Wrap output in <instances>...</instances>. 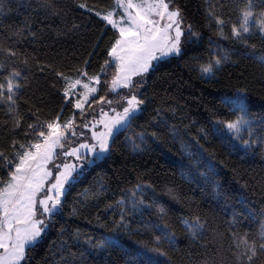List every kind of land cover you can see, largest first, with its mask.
Returning a JSON list of instances; mask_svg holds the SVG:
<instances>
[{
	"label": "trees",
	"instance_id": "16d2710c",
	"mask_svg": "<svg viewBox=\"0 0 264 264\" xmlns=\"http://www.w3.org/2000/svg\"><path fill=\"white\" fill-rule=\"evenodd\" d=\"M252 2L254 11L264 9L261 0ZM41 3L42 0H0V62L5 65L0 70V82L6 85L5 77L15 68L21 72L19 82L23 85L17 101L16 118L21 121L17 132L10 131L13 117L7 114V106H0V151L10 160L13 159L12 140L19 143L34 140L33 136L27 139L23 136L28 130L27 125L36 123L34 113L43 122L54 119L62 108V120L72 117L75 111L77 139H81L80 114L71 105L63 106L64 81L56 74L75 78L76 69H84L85 61L91 64L87 69L89 74H95L107 59L106 49L118 35L95 15L115 8V0H49L52 7H41ZM245 3L246 0H174L171 6L180 7L184 24H192L198 38L185 35L182 37V55L157 64L145 86L150 101L147 109L117 137L111 154L90 167L72 188L64 213L49 226L42 243L32 250L29 264H60L62 256L70 260V252L84 250L86 239L96 240L108 234L113 212L118 209L114 207L107 212L105 209L109 204L115 205L116 200L138 183L151 185L144 193L146 203L154 199L167 214L161 218L153 207L144 211L142 217L140 214L132 217V226L139 227L141 220L143 223L168 224L169 230L176 234L178 250L169 252L167 264H211L212 261L234 264L230 245L243 239L259 242L260 226L264 224V215H261L264 213V152L255 148L247 155L242 151L237 153L230 147L228 134L218 138L212 132L217 121L235 119L222 101L236 97L241 89L247 97L250 118L264 116V65L241 55L252 49L223 39L214 19L208 15L211 10L225 19L224 34L230 36L231 25L239 26L241 22L240 12ZM80 4L86 8H80ZM221 4L225 6L221 8ZM31 33H35L34 38ZM249 43L255 44L257 57L264 56V42L253 38ZM7 48L16 51L18 57L6 59L3 50ZM223 52L229 53V61L213 78H203L200 66ZM25 58L27 64L22 63ZM108 71L109 76L102 79L110 81L112 70ZM105 92L106 89L101 88L99 94ZM107 98L118 97L108 93ZM95 108L97 117L99 108ZM86 111H91L87 105ZM160 118L168 127L157 129L154 126ZM87 119L90 121L92 116L88 115ZM170 128L175 130V137L169 134ZM141 131H159L160 137L155 142L148 141L144 151L134 153L129 138L134 139ZM243 135L248 138L247 132ZM197 141L211 154L217 166V175L213 179L221 193L218 200L212 196V185L203 181L199 184L189 182L181 176L185 152H196ZM182 144L186 146L183 149ZM5 163L0 159V179L4 180L10 170ZM100 185H104L103 192H99ZM169 189L173 191L169 193ZM94 194H97L96 198H93ZM78 204L79 214L70 215L73 206ZM234 213L240 215L234 216ZM197 215L207 219L208 230L199 242L194 243L185 235L181 220ZM77 230L79 243L72 239ZM214 233H222L223 238L219 239ZM152 235L142 232L122 239L125 248L135 252L141 247L139 242L151 240ZM62 241H67L70 248L62 249ZM113 255L117 264H124L118 254ZM88 264H92L91 257ZM256 264H260V260Z\"/></svg>",
	"mask_w": 264,
	"mask_h": 264
},
{
	"label": "snow or ice",
	"instance_id": "6c2138e0",
	"mask_svg": "<svg viewBox=\"0 0 264 264\" xmlns=\"http://www.w3.org/2000/svg\"><path fill=\"white\" fill-rule=\"evenodd\" d=\"M261 3L264 4V0ZM173 4L174 0H116V7L112 10L105 14L95 13L100 17L101 23L110 25L118 32L106 49L107 59L100 65V70L90 75L87 70L91 66L90 61H85L84 69H76L75 78L63 73L56 74L64 81L63 106L71 105L79 112L82 121L79 138L83 139L84 129H90V142L85 140L66 149V142L71 143L70 136H77V125L75 111L72 117L62 120V108L54 119L48 121L41 122L39 116L33 114L36 116V123L28 124V130L23 136L26 139L33 136L34 140L27 143L12 140L10 147L13 149V159H8L0 151V159L6 162L5 167L10 168L7 179H0V184L3 185L0 187V264H29L32 250L42 243L49 226L64 213L67 196L72 188L81 181L90 167L111 154L117 137L130 127L138 114L147 109L150 101L145 86L151 73L156 71L157 64L165 58L182 55V37L185 35L198 38L193 25L184 24L180 7H170ZM40 6L52 7L49 0H42ZM224 6L220 5L221 8ZM79 7L86 8V5L80 4ZM254 7L252 0H246L240 12L241 22L239 26L235 23L231 25L230 36L224 34L225 19L211 10L208 15L214 19L223 39H231L245 49H252L241 55L254 58L264 65V56L257 57L255 44L249 43L253 38L264 42V9L256 12ZM117 10H120L118 20L114 18ZM31 35L35 37V33ZM3 51L6 59L18 57L12 48ZM229 59L228 52L217 55L209 63L200 66L201 76L213 78ZM22 63L27 64V58ZM4 68V63L0 62V70ZM109 69L112 70L110 81L102 79L109 76ZM21 78V72L12 68L5 77L6 85L0 82V106L6 105L7 114L13 117L10 129L13 133L21 127V121L16 118L19 109L17 101L23 90V85L19 82ZM101 88L106 89L104 95L99 94ZM121 90H126L127 94L121 95ZM108 93L115 94L119 99H108ZM222 103L235 119L217 121L212 129L213 135L223 138L228 134L230 147L237 153L242 151L247 155L255 148L264 152V116L250 118L244 90L241 89L239 95L226 98ZM86 105L91 109L90 112L86 111ZM93 106L99 108V119L95 118L96 108ZM105 106L108 111H105ZM88 115L92 116L91 121L87 119ZM98 126L100 130H96ZM154 126L157 129L168 127L162 118ZM245 132L247 139L243 135ZM169 134L176 136L175 130L171 128ZM159 137V131H141L134 139L129 138L132 152L144 151L148 141L155 142ZM181 147L183 149L186 146L182 144ZM185 157L186 161L181 165L182 178L197 184L203 181L212 185L213 198L220 199L217 181L213 179L217 175V166L211 154L197 141V151H186ZM69 158H74L76 163H69ZM150 188L151 185L138 183L125 196L116 200L115 205L109 204L106 212L114 207L118 209L113 212L109 233L96 240L86 239L84 244L87 247L84 250L70 252V260L62 256L60 264H88L89 257L92 258V264H117L114 253L123 259L124 264H167L169 252L178 250L176 234L169 230L168 224L143 223L141 220L139 227L132 226V217L136 214L142 217L144 211L153 207L161 218L167 214L165 208L154 199L146 203L144 193ZM103 190L104 185H100L99 192ZM168 191L171 193L173 190ZM203 191L201 188V192ZM79 212L80 205H74L70 215L76 216ZM236 215L240 214L234 213ZM96 219L99 222L100 216ZM181 224L187 238L194 243L199 242L208 230L207 219L198 215L182 219ZM100 226L104 227V224L101 223ZM259 231V242L255 239L251 242L243 239L230 245L234 264H256L257 260L264 264V224H261ZM63 232L64 229L61 228V234ZM142 232L153 233L151 240L139 242L141 247L135 252L127 250L122 237ZM79 235L77 230L72 236L77 243ZM214 235L219 239L223 238L222 233ZM61 248L68 249L70 245L67 241H62ZM218 251L219 249L217 253ZM211 264H215V261Z\"/></svg>",
	"mask_w": 264,
	"mask_h": 264
},
{
	"label": "rangeland",
	"instance_id": "374dc122",
	"mask_svg": "<svg viewBox=\"0 0 264 264\" xmlns=\"http://www.w3.org/2000/svg\"><path fill=\"white\" fill-rule=\"evenodd\" d=\"M115 3H116V0H115ZM170 7H172L171 5H170ZM119 11L120 10H117V13H115L114 14V18L115 19H119ZM117 34H118V32H117ZM169 58V57H168ZM168 58H165L164 60H166V59H168ZM113 94V93H112ZM120 94L121 95H125V94H127L126 93V90H121L120 91ZM114 95V94H113ZM116 97H118V96H116ZM117 99H119V97L118 98H115V99H113V100H117ZM93 107H95V106H93ZM117 110H120L119 108L117 109ZM105 111H108V108H107V106H105ZM96 119H99V114H98V116L97 117H95ZM92 119H90V121H91ZM79 126H80V123H79ZM78 129H80V127H78ZM96 130H100V127L98 126L97 127V129ZM80 131H81V129H80ZM84 131V135H85V137L83 138V139H80L79 141H78V135L76 136V137H71L70 136V141H71V143H67L66 142V149L68 148V147H75L76 146V144L77 143H82V142H84L85 140H89V138H90V136H91V130L90 129H85V130H83ZM89 142H90V140H89ZM58 152L60 151V150H57ZM68 162L69 163H76V161L74 160V158H69V160H68Z\"/></svg>",
	"mask_w": 264,
	"mask_h": 264
}]
</instances>
